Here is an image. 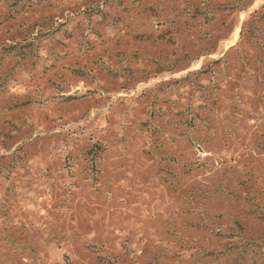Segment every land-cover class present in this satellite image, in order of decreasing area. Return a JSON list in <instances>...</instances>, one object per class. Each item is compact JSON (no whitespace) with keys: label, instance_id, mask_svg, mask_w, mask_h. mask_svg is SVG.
Returning a JSON list of instances; mask_svg holds the SVG:
<instances>
[{"label":"rangeland","instance_id":"obj_1","mask_svg":"<svg viewBox=\"0 0 264 264\" xmlns=\"http://www.w3.org/2000/svg\"><path fill=\"white\" fill-rule=\"evenodd\" d=\"M0 264H264V0H0Z\"/></svg>","mask_w":264,"mask_h":264}]
</instances>
